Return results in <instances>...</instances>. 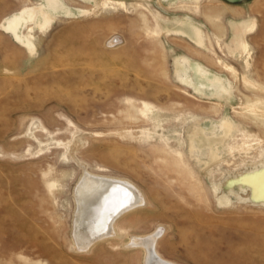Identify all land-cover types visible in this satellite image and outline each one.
<instances>
[{
    "label": "rangeland",
    "instance_id": "rangeland-1",
    "mask_svg": "<svg viewBox=\"0 0 264 264\" xmlns=\"http://www.w3.org/2000/svg\"><path fill=\"white\" fill-rule=\"evenodd\" d=\"M87 175L145 203L83 252ZM258 175L264 0H0V264H144L150 235L170 264H264Z\"/></svg>",
    "mask_w": 264,
    "mask_h": 264
},
{
    "label": "bare ground",
    "instance_id": "bare-ground-1",
    "mask_svg": "<svg viewBox=\"0 0 264 264\" xmlns=\"http://www.w3.org/2000/svg\"><path fill=\"white\" fill-rule=\"evenodd\" d=\"M43 19H49V17L46 16ZM159 27L163 29L160 24ZM251 27L250 24L245 23L233 29L232 48L234 50L244 51L246 49L243 38ZM14 28L15 26L13 25L9 26V29L12 31L15 30ZM186 30L187 34H190L189 32L192 31L190 28ZM226 133L223 132V134ZM196 134H198V131H193V133L189 134L191 141H193V137ZM216 138L217 135H214V139ZM214 139L206 136L203 139L205 143L207 141L204 151L206 164L211 163L218 156L210 149L211 142ZM176 165V167L181 169V166ZM192 183L194 185L191 184L189 191L198 194L201 190L200 185L196 181ZM228 183L230 184L231 181ZM252 189L253 200H257L258 198L264 199V177L258 175L252 185ZM139 193L125 181L100 176H85L74 191L73 197L75 203L72 220V239L74 245L84 252L100 241L114 238L116 236L115 222L129 211L144 205V197ZM156 237V235H150L144 238H132L127 248L142 249L144 264H170L162 260L155 251L154 243Z\"/></svg>",
    "mask_w": 264,
    "mask_h": 264
}]
</instances>
